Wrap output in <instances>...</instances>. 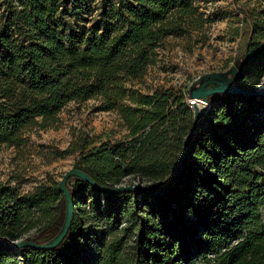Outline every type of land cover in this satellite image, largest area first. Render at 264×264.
<instances>
[{"label": "trees", "instance_id": "16d2710c", "mask_svg": "<svg viewBox=\"0 0 264 264\" xmlns=\"http://www.w3.org/2000/svg\"><path fill=\"white\" fill-rule=\"evenodd\" d=\"M205 20L196 0H0V144H20L68 102L96 98L128 131L98 143L75 133L62 150L77 153L72 165L104 184L133 175L165 187L193 121V82L142 92L126 81L146 73L168 35L201 31ZM261 22L250 21L244 42L238 84L250 89L264 74ZM208 101L169 190L108 193L69 176L73 216L53 248L12 243L31 228L38 240L59 230L58 181L47 174L24 193L0 186V264H264V93Z\"/></svg>", "mask_w": 264, "mask_h": 264}, {"label": "rangeland", "instance_id": "374dc122", "mask_svg": "<svg viewBox=\"0 0 264 264\" xmlns=\"http://www.w3.org/2000/svg\"><path fill=\"white\" fill-rule=\"evenodd\" d=\"M196 3L206 19L203 29L189 35H168L158 47L156 61L141 78L127 80V85L142 92L170 84L183 89L201 75L225 70L235 59H242L250 21H264V0H196ZM263 85L264 74L256 86ZM97 104L96 98L70 101L58 112V120L52 126L33 127L25 132L26 140L20 144L1 143L0 186L14 185L24 193L45 180L47 174L58 181L77 156L62 152L75 133L87 132L94 143L124 138L128 129L117 110L98 109ZM137 182L159 186L133 175L126 176L122 184ZM262 213L264 216V207ZM35 230L31 228L20 237ZM130 243L128 237L127 244Z\"/></svg>", "mask_w": 264, "mask_h": 264}, {"label": "water", "instance_id": "95a60500", "mask_svg": "<svg viewBox=\"0 0 264 264\" xmlns=\"http://www.w3.org/2000/svg\"><path fill=\"white\" fill-rule=\"evenodd\" d=\"M247 59L248 57H242V59L237 58L235 59L233 64H231V66L225 70L208 72L201 75L192 83L189 89L188 96L201 98L202 100H208V96L216 92L230 93L240 91L249 94L264 93V85L259 88L250 89L238 84V79L242 77L241 69L246 64ZM202 114L203 113H201L200 111L195 110L192 124L183 139L181 152L174 170L173 178L165 187L155 189L145 186L142 182H137L135 184H104L97 182L88 172H86L82 168L71 165L62 173L60 179L58 180V188L64 196L65 200V211L59 230L53 237L46 240L34 239L35 232H32L27 237H21L18 240L14 241L12 245L14 247L33 246L36 248L49 249L57 246L62 241L69 228L73 216L74 203L67 187V178L69 176L80 177L89 182L95 188L108 193L135 190L145 191L152 194H161L169 190L172 186L178 183L180 179L183 162L188 152L190 143L195 135V131L199 127Z\"/></svg>", "mask_w": 264, "mask_h": 264}, {"label": "built area", "instance_id": "2783aa9c", "mask_svg": "<svg viewBox=\"0 0 264 264\" xmlns=\"http://www.w3.org/2000/svg\"><path fill=\"white\" fill-rule=\"evenodd\" d=\"M191 83V82H190ZM187 102L192 109L198 110L201 113H204L206 109L209 106V101L208 100H202L201 98H196V97H187Z\"/></svg>", "mask_w": 264, "mask_h": 264}]
</instances>
